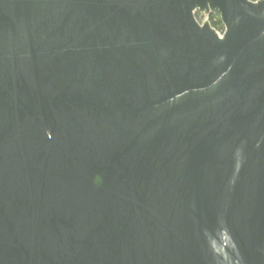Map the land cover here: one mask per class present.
Wrapping results in <instances>:
<instances>
[{"label":"water","instance_id":"95a60500","mask_svg":"<svg viewBox=\"0 0 264 264\" xmlns=\"http://www.w3.org/2000/svg\"><path fill=\"white\" fill-rule=\"evenodd\" d=\"M0 264H264V0H0Z\"/></svg>","mask_w":264,"mask_h":264},{"label":"trees","instance_id":"16d2710c","mask_svg":"<svg viewBox=\"0 0 264 264\" xmlns=\"http://www.w3.org/2000/svg\"><path fill=\"white\" fill-rule=\"evenodd\" d=\"M251 1H259V0H251ZM200 14H197V18H199ZM208 18L212 27L217 30L218 32L224 31V25L221 21L220 14L218 12L210 13L209 15L204 16Z\"/></svg>","mask_w":264,"mask_h":264},{"label":"rangeland","instance_id":"374dc122","mask_svg":"<svg viewBox=\"0 0 264 264\" xmlns=\"http://www.w3.org/2000/svg\"><path fill=\"white\" fill-rule=\"evenodd\" d=\"M204 16H206V15L200 14V16L198 18V20L201 22V24H203L205 21H209L208 18H206ZM219 33H221V32H219Z\"/></svg>","mask_w":264,"mask_h":264},{"label":"built area","instance_id":"2783aa9c","mask_svg":"<svg viewBox=\"0 0 264 264\" xmlns=\"http://www.w3.org/2000/svg\"><path fill=\"white\" fill-rule=\"evenodd\" d=\"M224 32V31H223ZM223 32H221L220 34L222 35L223 34Z\"/></svg>","mask_w":264,"mask_h":264}]
</instances>
